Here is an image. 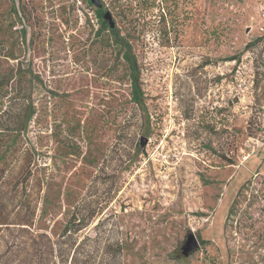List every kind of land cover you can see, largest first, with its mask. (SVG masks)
<instances>
[{"label": "rangeland", "instance_id": "374dc122", "mask_svg": "<svg viewBox=\"0 0 264 264\" xmlns=\"http://www.w3.org/2000/svg\"><path fill=\"white\" fill-rule=\"evenodd\" d=\"M100 1L133 47L140 110L91 0H0V79L33 80L48 165L37 227L80 200L96 209L82 235L119 240L116 264H264V0Z\"/></svg>", "mask_w": 264, "mask_h": 264}, {"label": "trees", "instance_id": "16d2710c", "mask_svg": "<svg viewBox=\"0 0 264 264\" xmlns=\"http://www.w3.org/2000/svg\"><path fill=\"white\" fill-rule=\"evenodd\" d=\"M95 12L100 21L97 33L107 31L119 48L128 69L131 101L140 110L144 94L133 47L117 26L110 27L101 7ZM2 48L0 56H9L4 53L6 46ZM22 68L18 66L0 79V249L4 248L0 250V264H116V256L123 253L119 240L112 243L105 233L82 235L96 217V209L90 202L78 200L66 208L57 227H37L47 186L48 165L41 159L38 147L28 138L36 111L26 96L27 85L33 80L28 79ZM251 184L249 181L239 190L227 221L233 216L240 196ZM103 223L100 221L96 230ZM202 243L206 244L205 241Z\"/></svg>", "mask_w": 264, "mask_h": 264}, {"label": "water", "instance_id": "95a60500", "mask_svg": "<svg viewBox=\"0 0 264 264\" xmlns=\"http://www.w3.org/2000/svg\"><path fill=\"white\" fill-rule=\"evenodd\" d=\"M91 2L96 7H102L100 0H91ZM105 20L109 23L110 27L114 28L116 26L113 16L110 12H106L104 15ZM201 244L194 235V233L189 232L186 236L185 241L181 244L178 252L184 260H188L192 255H194L198 250H200Z\"/></svg>", "mask_w": 264, "mask_h": 264}]
</instances>
